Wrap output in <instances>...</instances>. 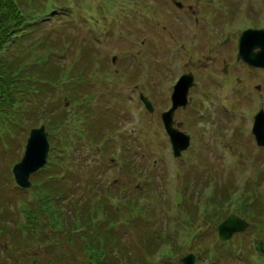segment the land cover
I'll return each mask as SVG.
<instances>
[{
  "label": "rangeland",
  "instance_id": "1",
  "mask_svg": "<svg viewBox=\"0 0 264 264\" xmlns=\"http://www.w3.org/2000/svg\"><path fill=\"white\" fill-rule=\"evenodd\" d=\"M44 1L45 5L62 8V11H48L40 19L33 18L29 28H36V31L28 41L41 37L48 42L56 39L53 46L40 50L50 53L51 62L61 68L58 80L62 82L55 91L49 92L52 88H48V98L45 96V102L40 105L41 93L32 87L34 94L30 91L23 101L31 113L22 117L21 122L15 120L13 130L0 123V264H23L22 256L26 255L24 264L61 259L59 253H50L52 249L47 253L40 245L22 248L19 245L21 233L17 234L20 241H14L13 229L23 221L20 201L26 200L29 194L17 189L11 168L22 157L32 128L45 126L49 154L51 146L65 145L61 133H56V137L55 132L50 135L46 118L53 116L44 110L59 105L55 115H59L60 109L71 112V102L63 86L73 80L81 87L77 89V99L72 101L74 107L81 109L79 114L88 108L92 112L87 116L94 112L90 121L96 118L101 123L109 117L115 123L113 130L109 131L112 123L102 130L103 139L94 141L91 135L82 139L77 137V126L82 120H74L71 122L73 129L67 134L71 132L69 144L78 149L74 154L69 148V155L66 154L72 156L69 162L74 163L71 168L77 172L76 185L72 187L78 194L72 192L67 200L71 202V208L82 210L79 198L83 197L85 201L94 193L87 208L91 209L98 195L106 193L108 185L113 184L111 189L124 187L118 196L115 194L110 199L116 205L112 207L113 213L121 215L118 220L123 219L126 225L121 230L123 233L115 227L113 241L120 252H126L130 258L114 252L111 264H179L181 256L195 251L199 252L197 264H260L253 243L260 238L264 248V236H258L260 230L244 218L247 213H253L252 208L232 212L235 195L226 204L227 215L234 214L249 222L243 234L235 233L241 234L233 237L241 243L244 253V250H250L246 259H241V255L237 258L236 251L230 255V249H226L228 244L220 245L214 251V225L203 217L205 209L214 211L212 201L224 196L222 188L228 187L227 192L237 193L257 165L264 164V149L257 147L250 138L253 113L259 108L264 111V69L237 61L233 53L241 31L249 28L264 30V0H178L181 9L171 0ZM187 5L191 7V16L185 15ZM224 37L226 39L222 40ZM9 48L8 51L13 46ZM168 52L178 53L179 60ZM114 55L116 60L112 64L110 58ZM79 62L83 63L81 78L70 73V68H75ZM183 72L191 73L196 85L188 89L190 103L174 110L173 122L181 123L186 112L192 109L196 123L190 129L193 144L189 143L186 150L173 158L160 115L169 107L172 86ZM134 86L137 88L133 90ZM137 92L143 93L151 102V113L143 110L135 97ZM70 117L64 124L72 120ZM231 133L232 140L236 141L234 149L230 145L232 152L227 151L228 144L234 143L230 140ZM58 142L62 144L58 145ZM237 145L239 150H236ZM124 151L129 156L127 161ZM261 177L259 183L264 187V176ZM84 184L90 186L86 196L82 191ZM134 188L138 193H134ZM130 193L134 196L133 207L126 206L122 199ZM65 207L66 210L69 208ZM96 215V221L101 220L105 211ZM117 223L115 226L119 227ZM98 225L90 227V231L85 225L79 228L77 235L67 242L69 248L63 238H59V242L67 253L72 252L77 246L75 238L78 244L92 239ZM193 234L197 236L193 245H189V237ZM158 240L166 245L151 253L152 243ZM95 245L100 247L98 243ZM219 250L221 254H218ZM92 253L98 254L81 251L69 263L86 264L87 255ZM55 254H59L58 257L52 256ZM211 255H215V259ZM260 256L264 258V255ZM109 261H112L111 257Z\"/></svg>",
  "mask_w": 264,
  "mask_h": 264
},
{
  "label": "trees",
  "instance_id": "2",
  "mask_svg": "<svg viewBox=\"0 0 264 264\" xmlns=\"http://www.w3.org/2000/svg\"><path fill=\"white\" fill-rule=\"evenodd\" d=\"M48 11H51V13H55L56 11L60 12L62 11V8L47 6L45 5L44 0H0V123L9 127L10 131L16 126V124L13 125L15 120L21 122L23 120L22 117L31 113L30 107L24 105L23 101L27 99V95L30 91L32 92V95L34 94L31 90L32 87H35V89L41 93L40 105L42 101L45 102V96L48 98L49 92L57 88L59 83L62 82L58 80L61 68L58 65L55 66V63L51 62L50 53H44L43 50H40V48L42 49L45 46H53L56 39L52 38V40L48 42L45 37L44 39L41 37L33 38L28 41V38L31 39L32 33L36 31V28H29L32 25V19L38 17L40 19V17L44 16ZM61 14L63 13H60V15ZM10 46H13V49L8 51ZM82 68V62H79L75 68L72 66L70 68L71 76H76L78 78L83 77L80 73L82 72ZM49 87H51L52 90L46 94ZM79 88L81 87L78 86L76 80L67 82L63 86V89H65V93L71 102V112L68 113L65 109H60L59 115H55L57 112L56 108L58 109L59 105L54 108L50 106L44 110L53 116L46 118L47 122L45 121L47 129L51 132L50 135L53 136V133L55 132L54 135L56 137V133H61L65 145H62L61 147H57L56 144L54 147L51 146V153L48 156L46 165L30 175L31 186L29 188L22 189L17 186V189L28 193L29 195L26 200L23 199V201H20L19 208L23 221L21 224H17L16 229H13V239L16 243L17 241H20L18 240L17 234L21 233L22 242H20L19 245H21L22 248L27 249L40 245V247L44 248L47 253L52 249L50 253L56 252L60 254V260L57 258H49L48 260L46 259V264H71L69 263L70 260L77 258L76 256H78L81 251H94V253L98 252V254H100L92 253L94 257L88 254L86 264H91V260L95 262L92 264H111L113 262L114 252H117L121 256L128 257L126 252H124V254L121 253L120 248L114 245L115 227L123 233L121 230L125 229L126 225L124 224L123 219L118 220L121 215H118L115 212L113 213L112 207H115L116 205L114 206L110 200L115 197V194L118 196V193L121 192L124 187L120 186L111 189L113 186L108 185L105 190L106 193L98 195L99 198L94 201V207L91 209L87 208L90 207L91 198L95 196L94 193L88 195V198L85 201L82 199L83 197L79 198L83 207L82 210L77 207L71 208V202L68 203L69 201H67L72 192L74 193L76 191V194H78L77 190L72 187L73 184L76 185L74 178L77 172L71 168L74 163L69 162L72 156H70L71 158L67 156L69 155V148L73 149L74 154L78 149L69 144L68 135H70L71 132H68L67 134V131L73 129V123L71 122H74V120H82L77 126V137L82 139L86 137V135H91V139L96 141L104 138L102 130L108 128L113 120L108 117L101 123L96 118L90 121L94 112L91 116H87L86 114L92 112L88 108L79 114L81 109L74 107L75 105L73 106L72 104V101L77 99V89ZM82 93L84 92H81V94ZM57 96L58 100H60L61 97H59L58 94ZM42 105L45 106L44 103ZM69 115H71L70 118L72 120L69 123L64 124L65 120L69 119ZM62 124L64 125L61 127ZM113 124L115 123H112L109 131L115 128V125ZM60 127L61 129L63 128V130H60ZM56 140L58 141L57 138ZM61 144L62 143H59L58 145ZM235 144L236 141L230 145L233 148ZM238 145L236 150H239ZM238 156L239 155H237V157ZM74 157L73 160L76 159V156ZM124 158L126 161L129 159L127 151H124ZM76 161L75 163H77ZM261 175L264 176V164L257 165L253 174L247 179L245 178L242 187L238 189L237 193L230 191L227 192L228 187H225L224 189L222 188L224 196L215 198L212 201L211 204H213L212 207L214 208V211L205 209L206 213L204 219L207 218L206 221L211 222L215 227L227 216L228 211H226V208L228 205L226 204L235 195L233 199L234 208L233 210L231 209V211L235 213L242 209L244 210V208H252L253 213H247L244 218L250 222V225L252 224L260 230L258 236H264V187L259 183L262 179ZM84 188L85 189H82V191L86 196V193H88L87 191L90 190L89 184H84ZM137 190V188H134V193H138ZM125 196L126 195L122 196L125 205L133 207L135 205L133 202L134 196L131 197V193L130 196ZM64 201H67V204H64ZM65 205L70 209L67 207L68 209L66 210ZM86 209L89 210L88 214L86 213ZM100 211H105V217L96 221V214ZM86 214L87 216H85ZM1 221L2 220L0 219V222ZM117 222H119L122 227L115 226L118 224ZM178 223L180 224V222ZM95 224L99 225L95 230L93 238L88 241L83 240V244H78V241L75 238L77 246L75 249H72V252L67 253V251L61 246L59 238H63L67 244L65 246L69 248L68 243L77 235L76 233L79 228L82 229L85 225L87 231H90V227L92 228ZM238 235L240 234H236L235 237ZM231 240L228 242H219L220 245H229L226 249H230V255L242 248L240 242H236L234 239ZM102 241L105 242L106 245L102 243ZM96 243L100 244L99 248L95 245ZM174 249L177 250L178 248L175 246ZM76 250L78 253H76ZM24 254L26 255V253ZM59 254L52 256L58 257ZM218 254H221L220 250L218 251ZM249 254L250 252H248V255L243 253L246 258ZM26 256H22V258L26 259ZM211 256L214 259L216 257L215 255ZM110 257L112 259L111 262L109 261ZM83 258L84 257H82V260ZM129 258L130 257H128V259ZM258 260L260 264H264V258L261 257Z\"/></svg>",
  "mask_w": 264,
  "mask_h": 264
},
{
  "label": "water",
  "instance_id": "3",
  "mask_svg": "<svg viewBox=\"0 0 264 264\" xmlns=\"http://www.w3.org/2000/svg\"><path fill=\"white\" fill-rule=\"evenodd\" d=\"M237 60L243 61L246 65L264 69V30L246 29L243 30L237 39ZM115 61V57L112 58ZM194 86L191 74L181 76L172 87L170 94L171 107L161 113L160 118L163 128L172 150V155L177 158L181 151L186 150L189 145V135L174 127L173 112L176 108H185L187 105V92ZM148 112H152L151 103L142 94L139 96ZM251 134L255 143L264 148V111L258 110L253 116ZM49 142L47 131L44 125L29 130L26 139L23 155L19 161L13 164L11 174L15 184L22 189L31 186L30 175L42 169L49 156ZM248 223L234 214H229L217 225V237L221 241L229 240L235 233L244 231ZM256 251L264 255L261 240L256 241ZM195 255L187 254L180 259L181 264H194Z\"/></svg>",
  "mask_w": 264,
  "mask_h": 264
},
{
  "label": "flooded vegetation",
  "instance_id": "4",
  "mask_svg": "<svg viewBox=\"0 0 264 264\" xmlns=\"http://www.w3.org/2000/svg\"><path fill=\"white\" fill-rule=\"evenodd\" d=\"M171 2L172 3H175V5L178 7V9L180 8H182V4L178 1V0H171ZM186 10H187V12H185V15H188V16H191L190 14H189V12H190V10H191V7L189 6V5H187V7H186ZM197 11L199 12V9H197ZM188 13V14H187ZM183 15H184V13H183ZM198 18V16L197 17H195L194 19H197ZM221 41V40H220ZM219 41V42H220ZM235 52V50L233 51V53ZM174 55H175V58L176 59H178L179 60V58H178V53H174ZM114 72H116V70H114ZM183 75L185 74L184 72L182 73ZM188 74V73H187ZM189 74H191V73H189ZM192 75V74H191ZM192 78H193V76H192ZM193 82L195 83V85H196V82H195V80H193ZM135 88H133V90L134 89H136L137 87L136 86H134ZM192 88H194V87H192ZM139 93L140 92H137V97H139ZM188 101H189V103H190V99L188 98ZM188 103V104H189ZM142 104V103H141ZM170 106V105H169ZM152 108H153V105H152ZM168 108V107H167ZM166 108V109H167ZM190 108V107H189ZM191 109V108H190ZM175 113H176V111H175ZM174 113V114H175ZM196 123V115H195V117L193 116V110L191 109L190 111H188V112H186V115H185V117H184V120H182V122L180 123V122H176V124H174V126L175 127H177V129L178 130H180V131H183L184 133H186V134H189V136H190V143L191 144H193V139H192V136H191V132H190V129L192 128V127H194V124ZM180 125H182V126H180ZM183 129V130H182ZM192 131H193V129H192ZM194 132V131H193ZM170 220H172V219H170ZM194 221V220H193ZM191 223H193V222H191ZM194 224V223H193ZM193 224H191V225H193ZM184 225V224H183ZM215 229H216V227H215ZM199 233V232H198ZM241 234V233H240ZM243 234V233H242ZM195 234H193V236H190L189 237V241L191 242L189 245H193V243H194V241H195V238L194 237H196L197 236V234H196V236H194ZM215 235H216V231H215ZM236 234H234L233 236H232V238L231 239H233V237L235 236ZM193 237V238H192ZM229 241V240H228ZM228 241H225V242H228ZM221 242H223V241H220V240H218V239H216L215 238V248L213 249L214 251L216 250V248L220 245V243ZM165 242H162V240H158V241H155L154 243H152V247H153V250H152V252L151 253H154V252H156L157 251V248L159 247V246H161V245H163ZM164 245H166V244H164ZM167 247H168V244H167ZM262 249H264L263 247H262ZM172 252V251H171ZM212 252V251H211ZM189 254H193V255H195V260H194V264H197V259L199 258L198 257V254H199V252H188ZM188 253H186V254H188ZM186 254H184V255H186ZM233 254V253H232ZM183 255V256H184ZM241 255V259H243V256H242V254L239 252L238 254H237V258L239 257ZM164 261L166 260V256L164 255ZM182 258V256L178 259V261H179V264H181L180 263V259ZM17 260V259H16ZM138 260V259H137ZM24 261H25V259H23L22 260V263L24 264ZM40 264H45L44 262L43 263H40ZM178 264V263H177Z\"/></svg>",
  "mask_w": 264,
  "mask_h": 264
}]
</instances>
